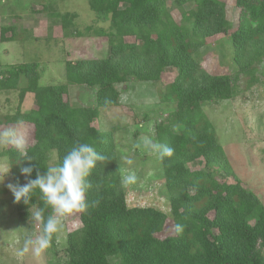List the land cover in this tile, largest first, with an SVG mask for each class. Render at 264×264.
<instances>
[{
	"label": "trees",
	"instance_id": "trees-1",
	"mask_svg": "<svg viewBox=\"0 0 264 264\" xmlns=\"http://www.w3.org/2000/svg\"><path fill=\"white\" fill-rule=\"evenodd\" d=\"M86 1L96 20L108 23L106 30L92 26L84 30L108 39L105 57L66 60L64 81L46 86L39 83L35 62L0 71V90L17 89L20 102L14 114L0 119V125L32 126L27 147L31 163L21 162L13 148L1 154L11 183H26L21 167L33 168L31 179L36 171L43 174L53 152L56 164L62 163L77 142L89 143L110 158L107 163L97 162L88 178L93 186L86 197L89 202L98 201V206L77 216L79 227L67 233L63 257L57 255L54 236L46 250L49 264H264V202L233 173L214 126L201 109L203 103L231 99L240 76L248 77V85L256 82L253 70L264 59V0H234L239 14L230 34L237 68L233 77L208 74L194 58L207 38L227 35L231 29L225 0H172L181 10L179 22L168 12L167 0ZM53 15L64 36L82 35L73 27L75 14ZM126 37L134 41L126 42ZM15 40L23 38L14 26L1 28L0 41ZM167 69L176 70L177 75L159 96L173 103L174 110L154 130L156 141L174 149L171 157L157 158L162 173L160 195L168 204L165 213L151 205H128L112 132L100 131L93 123L100 110L118 105V85L130 80L158 82ZM74 85L94 89L93 106L78 107L65 100L68 87ZM27 93L33 96V107L21 110ZM106 98L110 104H105ZM200 160L203 167L188 166ZM219 172L226 180H219ZM39 195L34 191L29 205L15 203L20 222L29 218L31 204L43 206ZM168 219L173 234L158 238ZM176 224L183 225L179 235Z\"/></svg>",
	"mask_w": 264,
	"mask_h": 264
},
{
	"label": "rangeland",
	"instance_id": "rangeland-1",
	"mask_svg": "<svg viewBox=\"0 0 264 264\" xmlns=\"http://www.w3.org/2000/svg\"><path fill=\"white\" fill-rule=\"evenodd\" d=\"M226 18L231 25L227 35L219 34L205 40V45L194 55L202 69L211 75H237L233 61V49L230 40L231 32L237 26L239 9L234 0H225ZM45 8L46 11L42 10ZM193 4L186 7L188 11ZM168 12L179 22L181 10L175 7L172 0H167ZM57 13L75 14L73 27L82 33L64 36L61 24L53 15ZM16 28L23 40L0 41V71L10 65L19 63L38 64L41 75L40 85L46 86L64 81L63 62L79 59H101L106 56L108 39L98 37L93 32H85V28L108 29V23L98 22L89 10L86 0H0V30L2 27ZM10 37V33L6 34ZM126 42H133L126 37ZM176 70H165L158 82L139 83L129 81L118 85V105L100 110L99 117L93 126L100 131H110L119 157L122 176L135 171L138 181L125 187L129 206H154L168 212V204L161 194V170L157 166V157L149 155L133 145L143 136H151L155 140V126L168 117L174 110V104L160 98L159 93L173 82ZM256 82L248 85V77L240 76L233 97L218 103H203L201 109L208 121L212 123L216 139L222 147L231 170L241 183L252 190L264 202V59L253 70ZM94 89L86 86H69L65 100L74 106H93ZM32 94H25L20 104L21 110L33 107ZM18 90H0V119L15 113L19 106ZM5 127L0 125V128ZM27 133V142H31L32 126L23 125ZM8 149V148H7ZM5 149L0 148V173L9 169L6 158L1 155ZM128 155L133 164H126L122 157ZM56 164L54 152L48 157V167ZM196 169L203 167L202 161L188 165ZM220 181L226 180L219 172ZM11 176L5 175L0 182V264H49L50 255L45 251L41 258H33L30 254L23 260L15 256L17 248L22 246L26 231L35 233L39 228L30 220L20 222L15 207L14 197L7 189ZM79 227L77 216L69 217L64 222L63 231L56 238L58 257H63L66 235ZM173 234V225L168 219L163 230L157 234L164 238ZM264 259V253L262 254Z\"/></svg>",
	"mask_w": 264,
	"mask_h": 264
},
{
	"label": "clouds",
	"instance_id": "clouds-1",
	"mask_svg": "<svg viewBox=\"0 0 264 264\" xmlns=\"http://www.w3.org/2000/svg\"><path fill=\"white\" fill-rule=\"evenodd\" d=\"M110 103L111 100L106 98L105 104ZM174 131H178V127L174 128ZM27 147V133L23 128V122L0 128V148H13L18 152L21 162L26 160L31 163L33 157L28 154ZM133 149H140L161 161L174 153L172 147L156 141L151 136L141 137L140 141L133 145ZM122 159L128 165L134 162L128 155L123 156ZM109 161L110 158L107 155L97 152L91 144L77 142L66 153L62 163L47 167L43 174L36 171L35 179L30 178L33 173L31 166L21 167L20 171L26 178V183L7 184L14 202L23 201L25 205H29L32 193L38 190L43 206L31 204L29 207L28 220L34 223L39 231L35 233L26 231L22 246L15 251L18 259L23 260L29 254L33 258H41L43 253L52 246L54 236L63 231L66 219L83 215L90 207L98 206V201L89 202L86 197L87 191L93 186L88 178L97 162L103 164ZM8 170L0 173V182H3ZM137 181L135 171H130L121 177L120 183L122 187H129ZM46 212L47 215H45ZM174 230L177 235L181 234L183 225L176 224Z\"/></svg>",
	"mask_w": 264,
	"mask_h": 264
}]
</instances>
